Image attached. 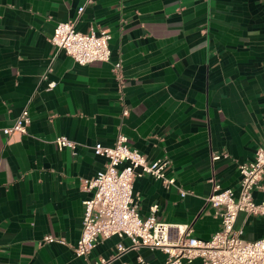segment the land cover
<instances>
[{
	"label": "crops",
	"instance_id": "crops-1",
	"mask_svg": "<svg viewBox=\"0 0 264 264\" xmlns=\"http://www.w3.org/2000/svg\"><path fill=\"white\" fill-rule=\"evenodd\" d=\"M68 19L83 32L107 28L109 60L80 64L51 43ZM23 107L26 131L6 134ZM118 132L148 159L167 157L175 179L134 177L140 215L156 203L158 219L210 238L221 226L205 198L211 179L237 190L239 164L264 143V0H0V264H94L130 242L113 234L86 255L74 251L83 180L106 160L92 145L112 144ZM59 134L75 148L58 147ZM234 225L247 239L264 236L263 215L239 212ZM165 257L138 246L110 264Z\"/></svg>",
	"mask_w": 264,
	"mask_h": 264
},
{
	"label": "built area",
	"instance_id": "built-area-1",
	"mask_svg": "<svg viewBox=\"0 0 264 264\" xmlns=\"http://www.w3.org/2000/svg\"><path fill=\"white\" fill-rule=\"evenodd\" d=\"M82 9L83 5L78 7L79 12ZM110 37L107 28H91L83 32L75 28L73 20L68 19L54 25L50 41L64 49L76 62L86 64L94 60H109ZM112 70L121 83V62L115 61ZM53 84V81L49 82V86ZM122 113L127 114L128 109L124 107ZM29 121L28 108L23 107L15 121L4 126L3 131L6 134L25 132ZM54 141L58 147L75 148V142L66 135L59 134ZM92 149L106 160L94 175L83 180V188L89 194L82 200L81 231L74 245L76 255H86L99 237L116 234L128 237L130 242L126 245L118 242L116 254L108 258L100 257L94 264H110L113 257L138 246L164 251L166 257L163 264H186L195 258H199L202 264H264V236L247 239L234 225L239 212L264 216V197L260 200L253 197L255 188L264 191V143L256 147L250 160L239 164L237 190L221 187L211 179V191L205 198L220 217L221 226L208 239L193 235L188 223L158 219L155 215L156 203L150 206L148 215H140L132 193L133 179L136 175L147 173L161 179L165 185L173 184L174 177L165 174L169 164L167 157L148 159L128 144L127 136L122 132L116 134L112 144L95 142ZM220 156V153L212 154L213 159ZM180 193L183 195L185 191L180 189ZM173 230L175 236L171 235ZM43 238L46 241L57 239L49 234ZM139 259L144 262L141 257Z\"/></svg>",
	"mask_w": 264,
	"mask_h": 264
}]
</instances>
